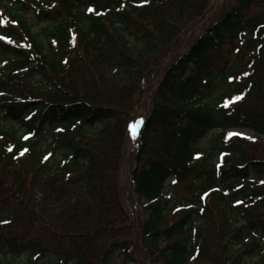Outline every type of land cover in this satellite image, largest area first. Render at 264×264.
I'll list each match as a JSON object with an SVG mask.
<instances>
[{"label": "trees", "instance_id": "1", "mask_svg": "<svg viewBox=\"0 0 264 264\" xmlns=\"http://www.w3.org/2000/svg\"><path fill=\"white\" fill-rule=\"evenodd\" d=\"M213 2L0 0V113L23 130L0 129V264H264V159L224 135L264 137V0L217 5L152 91L127 54L169 50ZM134 90L139 228L118 180Z\"/></svg>", "mask_w": 264, "mask_h": 264}, {"label": "rangeland", "instance_id": "2", "mask_svg": "<svg viewBox=\"0 0 264 264\" xmlns=\"http://www.w3.org/2000/svg\"><path fill=\"white\" fill-rule=\"evenodd\" d=\"M221 2L223 4H228V0H217V3L213 2L209 12L206 15V18L200 19L196 23H190V25L186 27V30L184 32L185 34L180 35L181 37L177 36L178 38L176 41L177 44H174V46H172L169 50H166V51L163 50L162 52H160L159 46L157 47L155 45L151 48V51L150 50L143 51L142 49H140V47H136L132 43L131 44L127 43L130 46V50L128 51L127 54L139 62L141 67H143V70H142L143 72H148L150 70L149 73H152L151 71L157 68L158 77L155 79L154 83L151 81L152 83L148 85V87L152 86L151 88H149V91H152L155 88L157 82H159V78L161 77L162 71L165 69V67L168 68L171 62L173 61V59L177 55H180L182 52L186 51V49L189 46H191L198 38H201L203 36V32H204L203 27L205 23L207 22L208 24L212 20L213 18L212 16L218 13L217 11L219 10L220 6H217V5H219ZM258 11L259 9L252 8L249 12L252 14ZM206 19H209V20L206 21ZM34 31H38V28L34 27ZM189 36L192 37L191 39H189V42L185 41V39L189 38ZM183 42H185V44H183ZM223 51L226 52V49H224ZM131 80L132 79L130 78L122 79L120 82H118L120 87L122 85V88L120 89L118 88L116 90L117 87H114L113 90H109V95L115 96V94L118 93L116 97L117 99L120 98L119 95H122L127 98L131 94L130 93L131 90L130 88H127L126 90L125 86L134 85L133 82H130ZM136 91L134 90V94L132 97L135 103H133L134 106L130 114L131 117L128 123L126 135H125L126 140L123 146L122 163L119 169V176H118L119 179L118 180H119V195H120L122 206L124 207V210L126 211L128 216L134 217L136 227L139 228V223L144 218V215H143V210H142L140 203H138L134 193L132 192V186L130 184V171L134 166V163H135L134 156L138 149L139 142H138L137 133H138L139 127L143 123L144 118L146 116V111H147V108L149 107L150 100H149V96L145 97V94H142L140 92L138 93ZM92 92L93 91H91V93ZM50 94L51 93L49 91L44 92V91L39 90V91H36L33 96H35L36 98L45 99L46 95L48 96V98H51L49 97ZM97 96H99V98L100 97L104 98V95H97ZM239 100L240 99H238V101ZM0 129L5 130V131L14 130V131H17L18 133L23 131L19 127L17 122L3 120L2 113H0ZM216 135L217 136L222 135L220 130L210 131L199 142V146L206 147L210 138ZM224 135L229 138H236V139L242 140V142H244V145L246 147V151L249 153L250 156L261 157L262 159H264V137H261L259 140H256L253 137V134L251 132L243 130V129H229L225 132ZM153 141L154 139L152 138V142ZM171 182L173 183L172 178L168 180L165 183V185L168 186L170 185ZM168 195H169V192H167L163 196L167 197ZM215 217L216 218L218 217V220H219L218 213L215 214ZM16 264H24V263L18 262ZM197 264H202V263H197Z\"/></svg>", "mask_w": 264, "mask_h": 264}, {"label": "water", "instance_id": "3", "mask_svg": "<svg viewBox=\"0 0 264 264\" xmlns=\"http://www.w3.org/2000/svg\"><path fill=\"white\" fill-rule=\"evenodd\" d=\"M136 158H137V155H136Z\"/></svg>", "mask_w": 264, "mask_h": 264}]
</instances>
